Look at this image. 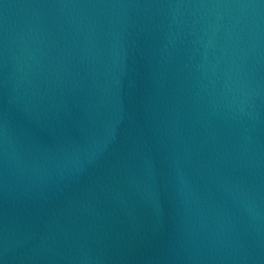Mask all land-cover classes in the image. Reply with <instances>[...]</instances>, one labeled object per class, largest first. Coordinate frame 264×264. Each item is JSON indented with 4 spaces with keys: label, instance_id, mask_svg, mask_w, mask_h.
<instances>
[{
    "label": "water",
    "instance_id": "water-1",
    "mask_svg": "<svg viewBox=\"0 0 264 264\" xmlns=\"http://www.w3.org/2000/svg\"><path fill=\"white\" fill-rule=\"evenodd\" d=\"M0 264H264V0H0Z\"/></svg>",
    "mask_w": 264,
    "mask_h": 264
}]
</instances>
